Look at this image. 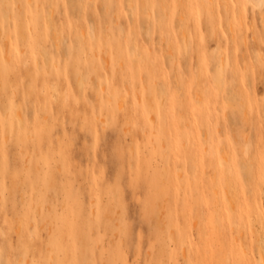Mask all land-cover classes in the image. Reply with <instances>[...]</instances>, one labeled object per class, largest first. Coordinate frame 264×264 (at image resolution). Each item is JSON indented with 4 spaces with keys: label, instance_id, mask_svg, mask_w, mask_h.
Instances as JSON below:
<instances>
[{
    "label": "rangeland",
    "instance_id": "374dc122",
    "mask_svg": "<svg viewBox=\"0 0 264 264\" xmlns=\"http://www.w3.org/2000/svg\"><path fill=\"white\" fill-rule=\"evenodd\" d=\"M262 151L244 0H0V264H264Z\"/></svg>",
    "mask_w": 264,
    "mask_h": 264
},
{
    "label": "bare ground",
    "instance_id": "6f19581e",
    "mask_svg": "<svg viewBox=\"0 0 264 264\" xmlns=\"http://www.w3.org/2000/svg\"><path fill=\"white\" fill-rule=\"evenodd\" d=\"M244 1L252 9H254V8L258 9V12L260 14H263L264 13V7H262V6H264V0H244ZM246 10L247 9L244 6V3L241 2L238 5V12H239V15L241 16L240 17V20H242V16H243V14L245 13ZM224 13H225V16L229 17V13L227 12V10H224ZM261 262H262V260H261Z\"/></svg>",
    "mask_w": 264,
    "mask_h": 264
},
{
    "label": "snow or ice",
    "instance_id": "6c2138e0",
    "mask_svg": "<svg viewBox=\"0 0 264 264\" xmlns=\"http://www.w3.org/2000/svg\"><path fill=\"white\" fill-rule=\"evenodd\" d=\"M3 7L15 9L17 7V5H15V4H6V5H3ZM173 7L174 8L181 7V5H174ZM262 7H264V6H262ZM260 161H261V181H262L261 187L264 188V151H262L261 154H260ZM10 264H11V262H10Z\"/></svg>",
    "mask_w": 264,
    "mask_h": 264
}]
</instances>
